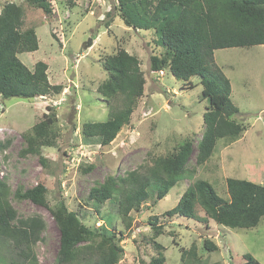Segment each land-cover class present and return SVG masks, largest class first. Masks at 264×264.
Instances as JSON below:
<instances>
[{"label":"rangeland","instance_id":"obj_1","mask_svg":"<svg viewBox=\"0 0 264 264\" xmlns=\"http://www.w3.org/2000/svg\"><path fill=\"white\" fill-rule=\"evenodd\" d=\"M8 2L24 3L25 26H33L39 38V49L23 52L19 58L30 69L38 60H44L49 65L50 82L63 85L60 94L46 97L0 96V142L10 140L9 147L0 152V176L12 193L19 186L26 189L44 182L51 205L62 198L86 224H107L117 232L123 231L126 237L122 241L121 264H141V260L149 261L156 253L148 243L152 234L149 219L154 215L160 217L164 226L157 239L165 246L167 264H183L181 250L192 245L199 255L198 262L191 259L192 264H245L246 253L264 264V217L254 228L233 229L207 218L200 206V220L164 214L177 205L183 192L197 179L211 182L224 198L229 197L227 178L264 184V44L215 50L217 64L231 81V97L246 130L232 142L219 139L212 157L199 166L196 154L209 105L203 97L200 77L193 76L186 82L171 73L152 71L151 54L162 51L155 42L157 36L154 31L127 26L119 15L118 0H53L50 15L25 0H0V12ZM120 48L140 57L145 91L130 122L111 144L101 146L97 140L85 137L83 124L109 117L110 107L98 86L107 77L102 61ZM52 106L56 111L58 141L54 146L42 147L41 154L47 159L43 164L40 154L22 153L26 146L22 133L42 120ZM190 137L194 147L189 175L157 203L150 199L140 211H133L129 230L119 217L117 202L108 200L97 208L89 200L91 187L96 183L140 169L157 156L169 155ZM91 164L93 168L88 170ZM12 197L13 194L12 204L20 216L41 214L45 219L44 239L35 251L38 264H55L60 232L50 211L30 199ZM206 239L218 248L206 250ZM6 242L0 240V264H10Z\"/></svg>","mask_w":264,"mask_h":264},{"label":"trees","instance_id":"obj_2","mask_svg":"<svg viewBox=\"0 0 264 264\" xmlns=\"http://www.w3.org/2000/svg\"><path fill=\"white\" fill-rule=\"evenodd\" d=\"M25 3L47 15L53 12V0H25ZM118 10L127 26L155 32V42L162 51L152 52V71L171 73L186 82L193 76L200 77L203 97L209 105L204 112L196 164H205L219 139L232 142L246 130L231 97V81L217 64L215 50L264 44V0H118ZM38 49L36 29L25 26L24 3L4 4L0 12V96L32 99L62 92V84L50 82L48 63L38 60L30 69L18 56ZM102 66L107 77L99 84L98 92L110 107L109 117L104 121L85 122L83 133L86 138L107 146L130 122L144 94L146 77L140 57L124 48L107 55ZM49 110L42 120L22 133L26 142L22 153L40 154L43 164L47 159L41 154L42 147L54 146L58 141L55 107ZM9 145V139L1 141L0 152ZM193 145V138H186L169 155L157 156L152 163L125 175L108 176L91 187L89 200L97 208L108 200L117 202L119 217L129 230L133 211H140L150 199L157 203L189 175ZM92 168V164L88 165V170ZM226 184L228 198L220 196L208 180L197 179L183 192L177 205L164 214L200 220L197 214L200 206L207 218L222 226L233 229L258 226L264 217V184L240 178H227ZM11 194L16 200L30 199L50 211L60 232L55 264H121L122 241L126 237L123 231L117 232L107 224L97 227L86 224L62 198L51 205L44 182L26 189L19 186L12 193L0 176V240L8 241L10 264H38L35 247L44 239L47 225L41 214L20 216L12 204ZM159 218L154 215L149 219L152 234L148 243L156 253L149 261L141 260V264H167L165 246L157 239L164 232ZM204 248L214 251L218 245L206 239ZM244 256L245 264H261L249 253ZM181 259L183 264H192L191 259L198 262L196 246L182 249Z\"/></svg>","mask_w":264,"mask_h":264},{"label":"built area","instance_id":"obj_3","mask_svg":"<svg viewBox=\"0 0 264 264\" xmlns=\"http://www.w3.org/2000/svg\"><path fill=\"white\" fill-rule=\"evenodd\" d=\"M159 73L164 74L163 71H159Z\"/></svg>","mask_w":264,"mask_h":264}]
</instances>
